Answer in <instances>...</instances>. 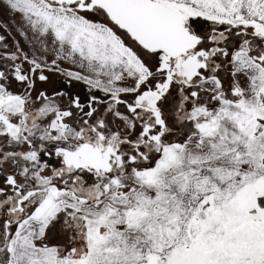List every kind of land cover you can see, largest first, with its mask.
<instances>
[{
	"label": "snow or ice",
	"instance_id": "1",
	"mask_svg": "<svg viewBox=\"0 0 264 264\" xmlns=\"http://www.w3.org/2000/svg\"><path fill=\"white\" fill-rule=\"evenodd\" d=\"M0 264H264V0H0Z\"/></svg>",
	"mask_w": 264,
	"mask_h": 264
}]
</instances>
